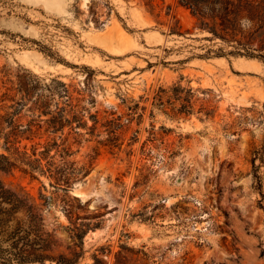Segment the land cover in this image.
<instances>
[{
    "label": "rangeland",
    "instance_id": "1",
    "mask_svg": "<svg viewBox=\"0 0 264 264\" xmlns=\"http://www.w3.org/2000/svg\"><path fill=\"white\" fill-rule=\"evenodd\" d=\"M83 1L0 0V114L22 102L15 119L33 126L20 148L55 140L88 172L67 191L20 168L0 180L38 204L67 194L100 214L80 264L123 242L150 264H264V62L214 55L176 0ZM62 83L75 112L54 131L45 119L64 104ZM38 96L51 113L39 115ZM41 211L66 239L61 202Z\"/></svg>",
    "mask_w": 264,
    "mask_h": 264
},
{
    "label": "trees",
    "instance_id": "2",
    "mask_svg": "<svg viewBox=\"0 0 264 264\" xmlns=\"http://www.w3.org/2000/svg\"><path fill=\"white\" fill-rule=\"evenodd\" d=\"M176 1L196 18L197 27L206 32L203 37L218 44L213 51L214 55L245 56L264 62V0ZM62 85L64 89L60 95L64 96V104L45 119L47 126L54 131L66 123L71 124L72 120L66 116V111L75 112L73 96L65 84ZM22 104L18 102V106L12 111L0 114V138L3 139L1 147L4 150L0 152V169L10 171L20 168L33 178L45 175L57 190L67 191L73 180L87 174V166L77 165L75 161L68 159L69 148L55 140L46 142L39 150L36 145L31 146L30 152L26 145L21 149V137L25 132H32L33 126L31 121L26 126L16 121L15 116ZM48 106V100L40 96L35 98L34 107L39 109V115L51 113ZM82 116L78 118L79 126L86 125L81 120ZM90 117L96 121L93 114ZM38 126L41 125L38 123ZM52 147L55 148L54 153H50ZM252 163L254 164V160ZM253 178L261 193V178L257 174V167ZM39 196L44 199V204L56 199L61 202L68 220V224L63 226L67 233L66 239L56 237L55 228L48 229L41 211L43 203H36L28 193H19L6 187L0 180V264H32L43 263L45 260L54 261L55 264H80L86 252L85 235L89 230L101 226L100 214L90 213L79 196L57 194L53 197L43 193ZM74 201L77 203L74 204ZM61 246L64 248L60 249ZM99 254H105L106 257ZM111 254V264H150V255L146 250L125 242L120 243L115 251L111 250L109 244L98 246L91 254L93 260L90 264H106L107 257Z\"/></svg>",
    "mask_w": 264,
    "mask_h": 264
},
{
    "label": "bare ground",
    "instance_id": "3",
    "mask_svg": "<svg viewBox=\"0 0 264 264\" xmlns=\"http://www.w3.org/2000/svg\"><path fill=\"white\" fill-rule=\"evenodd\" d=\"M86 0H84L83 2H85ZM184 8V7H183ZM185 10L189 13V10L187 9V8H185ZM206 32L205 31H203V34H205ZM239 59L241 60H245L246 62H248V63H246V64H249V63H251V62H255L256 60H254V59H247V58H244V57H239ZM74 193L75 194H77V195H81V196H83L85 193L84 192H82V190H77V189H75L74 190ZM94 231V230H93Z\"/></svg>",
    "mask_w": 264,
    "mask_h": 264
}]
</instances>
